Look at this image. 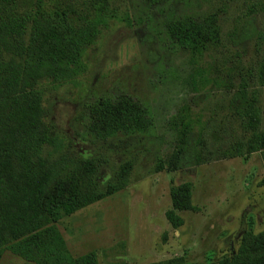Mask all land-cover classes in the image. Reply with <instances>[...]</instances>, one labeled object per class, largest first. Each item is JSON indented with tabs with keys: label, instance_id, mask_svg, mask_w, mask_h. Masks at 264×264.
Listing matches in <instances>:
<instances>
[{
	"label": "rangeland",
	"instance_id": "1",
	"mask_svg": "<svg viewBox=\"0 0 264 264\" xmlns=\"http://www.w3.org/2000/svg\"><path fill=\"white\" fill-rule=\"evenodd\" d=\"M117 14L108 21L84 55L85 71L58 85H44L45 117L55 135L56 154L94 157L100 182L135 157L130 183L122 190L60 218L57 226L69 251L97 253L98 264H144L183 256L187 264H217L237 246L243 231L264 230V166L259 152L225 158L220 151L243 134L230 114V93L212 82L194 81L189 53L167 33L184 16L217 15L220 42L199 64L220 83L236 67L256 92L264 127V84L256 78L264 62V0H115ZM251 75V76H252ZM235 78L234 80H236ZM127 95L150 117L144 132L101 139L89 130L87 105L100 97ZM187 106L201 126V146L208 160L176 171L154 172L176 142L172 118ZM203 143V144H202ZM188 181L195 211L179 214L183 225L172 229L164 216L171 207L169 189ZM0 264H33L7 249Z\"/></svg>",
	"mask_w": 264,
	"mask_h": 264
},
{
	"label": "trees",
	"instance_id": "2",
	"mask_svg": "<svg viewBox=\"0 0 264 264\" xmlns=\"http://www.w3.org/2000/svg\"><path fill=\"white\" fill-rule=\"evenodd\" d=\"M115 0H0V250L33 264H98L97 253L74 256L57 222L60 218L124 189L131 181L135 157L123 161L100 182L101 162L94 157L56 152L55 135L43 107L44 85L70 81L85 71L86 50L111 19L120 17ZM167 35L189 53L194 81L213 84L230 93L227 106L243 134L220 151L222 157L259 152L264 166V127L256 92L246 73H227L220 83L199 67L201 59L220 42L217 15L184 16L167 25ZM264 84V62L255 75ZM252 75V76H251ZM237 78L236 80H234ZM89 130L104 139L144 132L151 125L145 108L127 95L100 97L87 105ZM176 142L153 171H176L208 160L201 146V126L193 141L195 121L181 107L171 120ZM203 144V143H202ZM264 186V177L259 181ZM171 207L164 212L172 229L183 225L179 214L195 211L192 185L185 181L169 189ZM144 264H187L175 256ZM217 264H264V230H245L236 248Z\"/></svg>",
	"mask_w": 264,
	"mask_h": 264
}]
</instances>
